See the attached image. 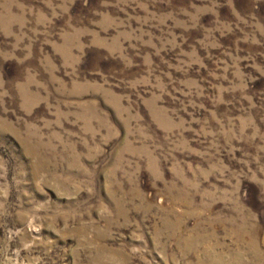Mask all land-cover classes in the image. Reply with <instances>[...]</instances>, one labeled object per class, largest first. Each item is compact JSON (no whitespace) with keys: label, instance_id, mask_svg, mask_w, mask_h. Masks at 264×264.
Masks as SVG:
<instances>
[{"label":"rangeland","instance_id":"obj_1","mask_svg":"<svg viewBox=\"0 0 264 264\" xmlns=\"http://www.w3.org/2000/svg\"><path fill=\"white\" fill-rule=\"evenodd\" d=\"M0 264H264V0H0Z\"/></svg>","mask_w":264,"mask_h":264}]
</instances>
